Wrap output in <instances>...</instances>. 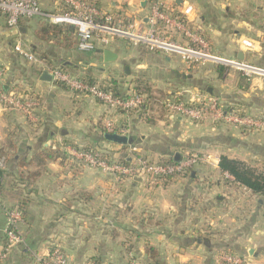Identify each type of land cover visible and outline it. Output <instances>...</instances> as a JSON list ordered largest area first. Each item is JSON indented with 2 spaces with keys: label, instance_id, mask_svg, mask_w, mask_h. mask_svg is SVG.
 I'll return each instance as SVG.
<instances>
[{
  "label": "crops",
  "instance_id": "obj_1",
  "mask_svg": "<svg viewBox=\"0 0 264 264\" xmlns=\"http://www.w3.org/2000/svg\"><path fill=\"white\" fill-rule=\"evenodd\" d=\"M150 1L98 0L109 13L127 12L145 23ZM40 2L45 11L60 9L56 0ZM165 2L186 12L188 25L206 38L215 54L264 69V0ZM49 23L41 16L22 18L10 28L0 16L3 88L27 90L42 100L34 124L0 105V152H4L0 154L4 172L0 224L5 222L6 208L28 198L19 230L30 249V264L55 246L64 249L68 264H127L132 254L140 264H149L148 245L157 249L159 264H219L222 250L245 256L248 264H264V198L234 186L219 169L222 155L242 161L247 156L264 157L259 151L264 149V132L167 116L160 109L140 119L135 112L115 111L53 80H42V73L65 66L74 76L91 71L98 78L92 67L100 57L114 70L103 79L118 78L127 95L135 91L128 82L141 76L171 97L187 100L189 93L211 94L247 113L264 112V75L248 77L243 70L217 62L190 64L178 54L152 51L121 38L108 47L81 52L77 44L71 48L37 38L36 32ZM19 37L38 62H29L15 51ZM106 48L118 54L116 61L104 60ZM120 68L126 79L117 75ZM108 120L130 126L132 144L152 161L180 159L188 151L205 156V164L194 167L187 177L150 185L141 177L121 180L99 169L70 167L67 159L63 163L53 159L45 167H24L41 175L34 182H20L19 161H29L45 149L92 147L113 159L129 154L131 144L105 138ZM25 252L26 248L15 246L7 264H20Z\"/></svg>",
  "mask_w": 264,
  "mask_h": 264
},
{
  "label": "built area",
  "instance_id": "obj_2",
  "mask_svg": "<svg viewBox=\"0 0 264 264\" xmlns=\"http://www.w3.org/2000/svg\"><path fill=\"white\" fill-rule=\"evenodd\" d=\"M73 7L67 13L48 12L43 10L39 0H0V16L5 17L8 27L16 28L22 18L44 17L51 23H65L76 27L77 48L81 52H93L98 46L108 47L110 43L121 38L133 45L144 46L152 51H162L166 54H178L190 64L217 62L226 66L243 70L250 77L254 73L264 75V69L256 68L241 61L228 59L215 54L204 36L199 34L185 21L186 12H178L165 0H151L144 18H135L127 12L121 15L106 13L98 9L90 0H56ZM182 42V43H181ZM250 45V43H247ZM15 51L29 62H38V58L26 48L21 37L15 43ZM48 71L53 81L66 85L74 93L95 98L124 114L138 109L144 102L145 96L136 91L128 94L127 98L116 97L110 91L99 85H89L77 76L59 68L52 67ZM4 71L0 66V105L5 110L18 111L26 120L37 123L41 98L27 90L13 89L6 91L3 88ZM190 97L182 102L167 101L166 107L172 116H181L199 123L212 122L226 126L244 128L253 132H264V112L247 113L222 102L217 96L189 93ZM106 132L131 136L130 126L118 124L108 120L104 124ZM65 147V145H64ZM67 163L70 167L96 168L108 175L119 179L141 177L150 185L167 181L172 177H187L192 169L206 161L200 154L187 153L175 162L152 161L142 155L138 147L131 144L130 159L124 163L118 159H106L98 150H84L68 147ZM227 179L233 177L224 174ZM5 222L0 224V239L4 244L0 246V260H6L15 246L25 244V238L19 230L24 220V211L18 206L5 209ZM36 264H68L69 259L60 246L53 247L45 256H36ZM219 264H248L245 256L236 252L222 250L217 255ZM127 264H140L132 254Z\"/></svg>",
  "mask_w": 264,
  "mask_h": 264
},
{
  "label": "trees",
  "instance_id": "obj_3",
  "mask_svg": "<svg viewBox=\"0 0 264 264\" xmlns=\"http://www.w3.org/2000/svg\"><path fill=\"white\" fill-rule=\"evenodd\" d=\"M90 1L101 11L109 13L100 7L98 0H90ZM73 10H74L73 7L61 3L60 9L57 12L67 13ZM76 32H77L76 27L71 26V24L49 23L47 26L43 27L42 29L36 32V37L54 45H65L67 47L72 48L77 44V38L76 41L74 40V35L76 36ZM39 57L44 58L43 54H41ZM56 67H59L67 72L69 71L65 66H56ZM76 76L79 80H82L83 82L89 85L97 84L101 86L104 90L112 92L116 97H121V98L128 97V95L125 92H123L122 82H120L118 78L111 77V78H105L103 79V81H99L98 78L94 77L91 71H87L85 75H76ZM56 83L63 85L67 89H69L66 85H64L59 81L58 82L56 81ZM128 85L133 87V89L137 93L145 96L144 102L139 106V108L131 111V112H135L140 119L142 118L148 119V117L146 118L144 117L147 115V112L156 109L165 111L167 113V116L170 115L166 107V103L167 101H169V98H171L170 100H172V102H176V103L184 101V99L181 96L171 97V95L166 91L156 88L145 77H141V76L136 77L131 82H128ZM73 147L77 149H84L91 151L99 150L104 158L113 159V157H111L109 153H107L106 151H101L100 149H94L92 147H78L77 145L76 146L73 145ZM125 148L126 147L124 146L122 150H124ZM3 153H4L3 151L0 152V154L2 155ZM67 157H68L67 152L61 151L58 148L45 149L39 153H36L29 161H26L25 159L20 160L18 164L20 170L17 173V177L22 183L27 184L28 180L34 182L38 177H40L41 172L30 171V170L25 171L27 167H30L32 165L45 167L48 161L53 159H61V163H63L67 159ZM175 158L176 157H173L164 161L175 162L176 161ZM117 159L124 163L130 162V159L125 156H122ZM219 169L221 173L223 174L227 173L233 177V180L228 179V181L231 182L234 186L247 188L254 195L264 198V169L262 172H256L255 170L247 166L243 161L230 158L227 155H222L220 157ZM3 175L4 172L2 169H0V182H1V176ZM28 201L29 200L27 197H23L18 203V206H20L23 209L24 213H26V204ZM146 254L148 255L147 260L149 264H159V253L155 247L148 245L146 247ZM33 264H36V261Z\"/></svg>",
  "mask_w": 264,
  "mask_h": 264
},
{
  "label": "rangeland",
  "instance_id": "obj_4",
  "mask_svg": "<svg viewBox=\"0 0 264 264\" xmlns=\"http://www.w3.org/2000/svg\"><path fill=\"white\" fill-rule=\"evenodd\" d=\"M39 4L40 6L42 7V4L39 0ZM182 43V42H181ZM96 67H92L94 69V72H95V75L99 78V81H103V77H105L106 75L112 73V71L114 72V70L112 69V66L111 64L109 63H104L102 58L99 57L98 61L96 63ZM198 65H202V64H198ZM119 73L117 74L116 72L114 74H117L118 76L122 77V78H127L126 75L123 73V69L120 68L119 69ZM171 98H169V101H172L170 100ZM171 115V114H170ZM207 123V122H205ZM208 123H212V122H208ZM260 154L262 153L264 155V149H261L260 148ZM187 153H191V152H186L185 154ZM191 154H200V153H191ZM201 155V154H200ZM203 156V155H201ZM205 157V156H204ZM1 161V160H0ZM242 161V160H241ZM2 162V161H1ZM0 162V165H2V163ZM247 166H249L250 168H252L253 170H255L256 172H262L263 169H264V157L259 155V156H254V157H251V156H247L245 157V160L243 161ZM4 164V162H3ZM205 164V163H203ZM199 165H202V164H199ZM199 165H196V166H199ZM195 166V167H196ZM96 169V168H94ZM206 169L208 170L209 168L206 166ZM209 171V170H208ZM172 178H175V177H172ZM234 205H238L237 204H234ZM240 209V208H239ZM214 219V218H213ZM3 244V243H2ZM22 246L23 248H28V244L25 243L23 245H20ZM13 250V249H12ZM31 257H32V254H31ZM33 259L31 258V261ZM0 264H7V260H0ZM20 264H30V249L25 252V255L22 256V260H21V263Z\"/></svg>",
  "mask_w": 264,
  "mask_h": 264
},
{
  "label": "water",
  "instance_id": "obj_5",
  "mask_svg": "<svg viewBox=\"0 0 264 264\" xmlns=\"http://www.w3.org/2000/svg\"><path fill=\"white\" fill-rule=\"evenodd\" d=\"M103 55H104V60L106 62L116 61L118 58V54L113 52L112 50H110L108 48L104 49ZM42 80H45V81L53 80L52 75L50 74L49 71H44L42 73ZM105 138L110 142H114V143L120 144V145H126V144H132L133 143L132 137L121 135L118 133L106 132ZM175 159L179 160L178 157H176Z\"/></svg>",
  "mask_w": 264,
  "mask_h": 264
}]
</instances>
